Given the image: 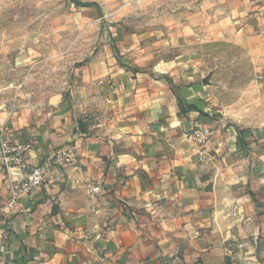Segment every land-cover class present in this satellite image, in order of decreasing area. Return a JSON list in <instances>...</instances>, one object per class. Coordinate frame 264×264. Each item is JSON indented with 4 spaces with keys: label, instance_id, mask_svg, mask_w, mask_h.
Wrapping results in <instances>:
<instances>
[{
    "label": "crops",
    "instance_id": "crops-1",
    "mask_svg": "<svg viewBox=\"0 0 264 264\" xmlns=\"http://www.w3.org/2000/svg\"><path fill=\"white\" fill-rule=\"evenodd\" d=\"M220 2L256 64L234 117L187 64L157 57L134 72L117 54L164 46L161 24L112 27L109 53L75 70L66 98L43 117H6L3 142L44 180L0 216V264H264V0ZM201 126L212 134L197 145ZM66 144L79 167L44 164ZM23 172L0 161V203Z\"/></svg>",
    "mask_w": 264,
    "mask_h": 264
},
{
    "label": "rangeland",
    "instance_id": "rangeland-1",
    "mask_svg": "<svg viewBox=\"0 0 264 264\" xmlns=\"http://www.w3.org/2000/svg\"><path fill=\"white\" fill-rule=\"evenodd\" d=\"M81 1L97 5L81 6L71 0H0V129L9 114L43 117L66 98L64 93L75 70L91 56L109 53L107 43L114 36L112 27L117 25H133L140 31L163 25L164 46L150 48L148 42H134L117 51L133 64L129 66L134 72L143 68L148 72L146 68H154L151 63L155 64L157 57L174 58L178 65L187 64L193 77L232 117L237 103L241 106L251 100L257 88L255 57L251 48L241 44L235 16L227 17L220 0ZM131 57L137 61L149 57V62L135 63ZM4 142L0 133L3 167L24 169L21 176L10 177L11 193L35 166L25 163L19 147L13 154L23 159L20 165L7 160L10 155L3 150ZM68 150L79 162L74 146L66 144L55 147L44 164L79 167L78 162L69 164L66 160ZM36 166L43 169V165Z\"/></svg>",
    "mask_w": 264,
    "mask_h": 264
},
{
    "label": "built area",
    "instance_id": "built-area-1",
    "mask_svg": "<svg viewBox=\"0 0 264 264\" xmlns=\"http://www.w3.org/2000/svg\"><path fill=\"white\" fill-rule=\"evenodd\" d=\"M212 130L209 127L201 126V127H195L190 131V137L195 141L197 145L204 144L207 139L211 136ZM3 150L5 152H9V157L7 160L13 161L20 165V162H22L23 159L19 156V154H13V152H17V147L12 146L3 143ZM66 156V160L69 162V164H75V162H78V160L74 157V155L71 153V150H68V153H64ZM43 170L40 166H35L32 169H30L27 173L24 174L21 181L18 183L19 185H16L13 187L11 191V198L8 203L2 204L0 203V216L5 210L6 206H12L15 202V199L17 195L22 191L25 192H31L34 188L38 187L43 182ZM88 189L91 193H99L101 192V186L99 184H89ZM227 253L231 256V259H233V249L228 248Z\"/></svg>",
    "mask_w": 264,
    "mask_h": 264
},
{
    "label": "water",
    "instance_id": "water-1",
    "mask_svg": "<svg viewBox=\"0 0 264 264\" xmlns=\"http://www.w3.org/2000/svg\"><path fill=\"white\" fill-rule=\"evenodd\" d=\"M71 1H73L75 4L81 5V6H86V5H90V4L97 5V3H95V2H86V1H81V0H71Z\"/></svg>",
    "mask_w": 264,
    "mask_h": 264
}]
</instances>
